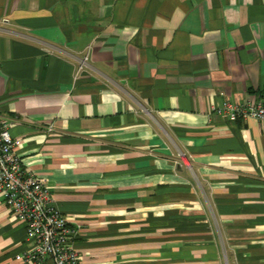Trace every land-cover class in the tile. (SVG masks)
I'll use <instances>...</instances> for the list:
<instances>
[{
    "label": "crops",
    "instance_id": "0c3cea01",
    "mask_svg": "<svg viewBox=\"0 0 264 264\" xmlns=\"http://www.w3.org/2000/svg\"><path fill=\"white\" fill-rule=\"evenodd\" d=\"M224 99L264 100V0H0V120L79 264H264V124ZM30 246L0 194V264Z\"/></svg>",
    "mask_w": 264,
    "mask_h": 264
},
{
    "label": "built area",
    "instance_id": "2783aa9c",
    "mask_svg": "<svg viewBox=\"0 0 264 264\" xmlns=\"http://www.w3.org/2000/svg\"><path fill=\"white\" fill-rule=\"evenodd\" d=\"M85 56L78 70L83 67ZM210 111L223 113L230 120L248 117L264 124V100L210 105ZM11 120H0V194L4 205L25 225L26 238L31 242L23 256L31 264H79L73 240L80 225L69 224L51 197L45 179L27 169L14 149L9 133Z\"/></svg>",
    "mask_w": 264,
    "mask_h": 264
}]
</instances>
